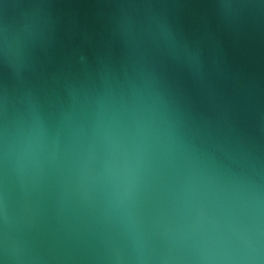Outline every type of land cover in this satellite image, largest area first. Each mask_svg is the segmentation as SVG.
<instances>
[{
	"label": "water",
	"instance_id": "water-1",
	"mask_svg": "<svg viewBox=\"0 0 264 264\" xmlns=\"http://www.w3.org/2000/svg\"><path fill=\"white\" fill-rule=\"evenodd\" d=\"M0 264H264V0H0Z\"/></svg>",
	"mask_w": 264,
	"mask_h": 264
}]
</instances>
